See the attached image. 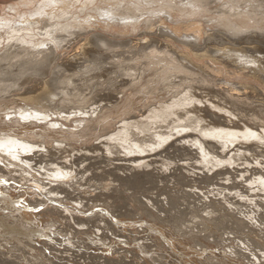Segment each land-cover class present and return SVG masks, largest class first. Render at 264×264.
<instances>
[{"label":"bare ground","instance_id":"6f19581e","mask_svg":"<svg viewBox=\"0 0 264 264\" xmlns=\"http://www.w3.org/2000/svg\"><path fill=\"white\" fill-rule=\"evenodd\" d=\"M5 7L12 17L0 15V179L20 177L33 185L35 200L49 206V215L35 210L48 220L38 221L56 239L48 234V243L28 238L22 244L21 238L17 243L15 237H0V264H150L145 259L153 258V252L163 256L169 249L158 241L154 246L145 239L139 242L133 234L141 223L144 233L156 232L155 240H165L173 254L180 251V264H264V99H251L229 84L225 88L221 80L222 87L218 84L212 93L219 91L224 103L247 114L240 113L236 123L225 111L230 115L223 118L225 125L238 126V131L226 130L211 116L212 122L203 119L200 114L208 108L204 99L195 102L185 92L189 88L183 89L195 80L209 86L219 77L220 69L216 73L210 66L225 57L209 45L224 40L241 48L240 55L225 58L237 74L250 65L252 74H264V66H255L260 55L250 46L264 36V0H22ZM104 28L123 33L110 36ZM200 47L208 53L194 51ZM61 51L71 55L63 57ZM220 108L214 110L226 109ZM165 140L168 146L155 151ZM177 152L200 161L202 169L192 171L184 161L178 173L165 174L157 165L133 170L135 165L149 167L142 159L158 161ZM224 161L233 162L229 171L221 169ZM58 174L63 178L57 179ZM197 182L205 187L195 188ZM124 187L166 195L163 205L165 199L156 198L157 206L141 195L146 213L138 217V211L129 212L132 222L142 221L129 224L135 232L124 237V252L109 247L114 237L104 246L88 248L66 240L67 231L83 238L87 220L96 227L112 223L122 229L123 216L113 206L129 200L121 194ZM191 198L195 205L188 203ZM32 225H23L26 233ZM97 240L93 234L92 241ZM84 250L96 256L89 251L92 258L84 259ZM209 253L215 255L204 258Z\"/></svg>","mask_w":264,"mask_h":264},{"label":"rangeland","instance_id":"374dc122","mask_svg":"<svg viewBox=\"0 0 264 264\" xmlns=\"http://www.w3.org/2000/svg\"><path fill=\"white\" fill-rule=\"evenodd\" d=\"M19 1H22V0H1L0 1V15L3 17H5V18H11L12 17V14L9 12V11H7L5 8V6H7V5H10V4H14V3H16V2H19ZM2 4V5H1ZM4 5V8H2V6ZM33 6L35 7L36 5L35 4H33ZM157 6V5H156ZM156 6H154L153 5V7H156ZM6 11V12H5ZM2 12V13H1ZM7 13V14H6ZM11 14V15H10ZM7 16H9V17H7ZM1 18V17H0ZM156 24H158L157 26H159V23H156ZM256 27H258V24L256 25ZM103 27H97V29H100V31H103V29H102ZM161 30H162V28L161 27H159ZM102 29V30H101ZM201 29H202V31L204 32V31H207V29H208V27H205V26H201ZM250 29H253V28H250ZM104 31L106 32V34L107 35H110V36H114L115 35V37H116V35L119 33V34H121L122 35V31L120 30V29H117V28H113V29H106V28H104ZM120 31V32H119ZM207 32H209V31H207ZM207 32H205V33H207ZM119 34H118V36H119ZM208 34V33H207ZM206 34V35H207ZM206 35L204 34L202 37L204 38V37H206ZM208 36V35H207ZM202 38V39H203ZM85 41H83L82 40V42L81 43H84ZM250 43H252L250 46L252 47V48H255L256 49V53H258L257 55H256V57L258 58V55H260L259 56V58H258V60L257 61H255L256 63H255V66H257L258 64H260L261 66H264L263 64L264 63H262V62H264V60H261V59H263L264 58V36L260 39V38H258V39H255V41L254 42H250ZM209 46H212V48L214 47H216V48H218V52L217 53H215V54H218V57H220L221 56V58H226V56H228V54H229V56L230 55H233V54H238L239 52H241V48L239 47V45H237V43H235V42H232V41H229V40H224V41H222V42H218V43H214V45L212 44V45H209ZM215 48V49H216ZM220 48V49H219ZM221 48L222 49H224L225 51H227L226 53H224L223 51H221ZM200 49H201V47H200ZM199 48H196V50H194L195 52H197V53H203V55H206L207 53H208V51H206L207 49H205L204 50V48H202L201 50H200ZM203 50H204V52H203ZM205 51H206V53H205ZM220 51V52H219ZM72 52V51H71ZM61 55L64 53V54H66V52L65 51H61V52H59ZM221 53V54H220ZM227 54V55H226ZM242 54V53H241ZM71 55V53L70 52H68V54L67 55H65L66 57H68V56H70ZM222 55H224V57H222ZM238 55H240V53L238 54ZM63 56V55H62ZM65 56H63V57H65ZM262 56H263V58H262ZM204 58V57H203ZM202 58V59H203ZM224 58V62H221V63H219L218 65H219V67L220 68H218L216 65H213V66H210L211 67V69L215 72L216 71V68L217 69H220L219 70V72H217L216 71V73H219V74H217V76L219 75V77L217 78V76H215V78H213V79H216L215 81L213 80V79H210L211 81H214V82H212L211 84H213V86L212 87H210L211 86V84H209V86L207 85V83L205 84H203L202 85V83H199L198 81L196 82V80L194 81V82H192L193 84L192 85H185L184 84V86H183V89L184 88H186L187 87V91H186V89H185V92H189L190 91V93H189V97L188 98H193V100H194V98H195V102H197V100H199L200 102H203L204 101V103H206V105H207V110H205L206 112H201V116H202V118L203 119H209L208 121H210V122H212L211 120H210V118L212 117V118H214L215 120H217V125H220V128L222 129V128H224V129H226V130H228V129H232V130H235V127L237 128L238 126H235L234 124H229V127H227L228 126V124H226L225 125V123L223 122L224 121V119L225 120H228L229 118H227L226 116L228 115V114H230V115H232V117L231 118H234V117H236V120H235V118L233 119L234 121H236V123H237V121L239 120V117H242V115L244 116V115H246L247 116V114H245V113H242V111H240V113H242V115L240 116V113H238L236 110L234 111V109H233V107L231 108V105H228V104H226V103H224L223 101H222V99H220L221 97L218 95L220 92L218 91V93H217V91L216 90H214V91H216V92H213L212 93V91H213V89L212 88H214V89H216V88H218V87H216L218 84L220 85V87H222V81H223V84L224 83H226V84H224V86L223 87H225V85H227L226 87H228V88H230L229 87V85L232 87L231 89H238V90H240L241 92L243 91V93H245L248 97L250 96V98L252 99V98H254V99H257V100H262V99H264V74H260V75H258L257 73H253L254 74V76L256 77V78H258V76H259V78H261V79H256V78H254V76H253V74H252V71H250L249 69H250V66H249V68L247 69V70H240V72H241V74H240V72H239V74H237L235 71H237V70H235V68H236V66H234V65H232V63L230 64L229 62H225V61H227L226 59ZM261 58V59H260ZM260 59V60H259ZM208 60V58L206 59V60H203L202 62H206ZM261 61V62H260ZM223 63L227 66V67H225L224 65H223ZM205 64H207V63H205ZM235 65L237 64V63H234ZM228 65H229V67H228ZM232 66V67H231ZM253 66V65H252ZM238 67H239V65H238ZM222 68V69H221ZM228 68V70H226ZM230 68V69H229ZM233 68V71H231V69ZM226 71H228V73L226 72ZM221 72H222V75H221ZM227 73V75H225L224 76V74H226ZM237 74V76L235 75V74ZM243 73V74H242ZM234 74V75H233ZM250 74V75H249ZM231 75V76H230ZM233 75V76H232ZM248 75V76H247ZM252 75V76H251ZM222 80V81H221ZM216 81H218V82H216ZM198 83L200 84V86L198 87ZM215 83H217V84H215ZM190 84H191V82H190ZM195 84L197 85V86H195ZM229 84V85H228ZM204 85H205V87H204ZM207 85V86H206ZM215 85V86H214ZM201 86H203V87H201ZM196 87V88H195ZM225 87V88H226ZM201 88V89H200ZM204 88H206V89H204ZM192 89V90H191ZM193 89H194V92H195V90L196 91H198L197 93H201V92H203L204 91V93H203V95L206 93V96L204 95L203 97L202 96H200V95H202V94H194V92H192L193 91ZM198 89V90H197ZM199 89L201 90V91H199ZM208 89V92L206 91ZM210 89V90H209ZM243 89V90H242ZM247 89V90H246ZM249 90L250 91H252V92H249ZM211 93H210V92ZM244 91H246V92H244ZM247 92H249V93H247ZM193 93V95H191ZM196 93V92H195ZM252 93V94H251ZM254 93V94H253ZM210 94V95H209ZM250 94V95H249ZM256 94V95H255ZM195 95H196V97H195ZM199 97H198V96ZM215 95H218V97L217 96H215ZM253 95V96H252ZM211 96V97H210ZM214 96V97H213ZM255 96V97H254ZM211 98V100H210V102L212 103H210L209 102V100H207V99H210ZM213 97V98H212ZM258 97L260 98V99H258ZM201 98V99H200ZM215 98V99H214ZM204 99V100H203ZM214 99V101L216 100V105H214L215 103H213V100ZM219 101H218V100ZM203 100V101H202ZM222 101V102H221ZM194 102V104H196ZM221 102V106H220V103ZM210 103V108H209V106H208V104ZM224 103V104H223ZM217 104H219V105H217ZM205 105V106H206ZM213 105V106H212ZM223 105H225V106H223ZM218 107L219 109H221L220 107H223L222 108V110H224V108H226L223 112L221 111L220 113L217 111V110H219V109H217V110H214V109H216V108ZM229 108V109H228ZM231 108V109H230ZM211 109H213L212 111H211ZM229 110V111H228ZM214 111V112H213ZM225 111H228L229 113L228 114H226L225 113ZM209 112H212V113H210L211 115H209L208 113ZM218 112V113H217ZM235 112H237L236 113V116H235ZM205 113V114H204ZM222 113V115H219V114H221ZM223 114H224V116H223ZM230 115H228V116H230ZM239 115V116H238ZM205 116H206V118H205ZM207 116H209V118H207ZM211 116V117H210ZM221 116V117H220ZM223 116V117H222ZM217 117V118H216ZM219 117V118H218ZM224 118V119H223ZM220 120V121H219ZM220 122V123H219ZM222 122V123H221ZM227 127H225L224 125ZM211 125V124H210ZM232 125H234V127L232 126ZM224 126V127H223ZM235 131H238V130H235ZM252 131H254V130H252ZM241 132V131H240ZM254 132H257L256 130L254 131ZM242 133V132H241ZM256 134V133H255ZM254 134V135H255ZM237 135V134H236ZM240 134H238V136H239ZM257 135V134H256ZM241 136H242V134H241ZM167 140H169V139H167ZM204 140H206V143L210 140H208V139H202V141H204ZM170 141L171 140H169L168 141V144L170 143ZM213 141V140H212ZM212 141H210L211 143L210 144H212ZM165 143V145L163 144L162 145V147L160 148H156L155 149V151H157V149L159 150V151H157L158 153L160 152V149H161V151L163 150V149H165L167 146H168V144H167V141L165 140L164 141ZM192 144H197L196 142L194 143V141H192L191 142ZM190 143V145H192ZM167 145V146H166ZM195 146V145H194ZM164 147V148H163ZM82 148H85V150H88V148L86 147V146H84V147H82ZM163 148V149H162ZM194 148H196V147H194ZM187 149V148H186ZM193 149V148H192ZM191 149V150H192ZM213 152V151H212ZM211 153V152H210ZM215 155V156H214ZM213 156H214V158L216 157V158H218L219 156L217 155V154H213ZM249 157L250 156H248V159H249ZM261 157H264V155H260V159L262 160V159H264V158H261ZM253 157H251V159H252ZM256 158V157H255ZM218 159H221V157H219ZM144 162H146V165L147 166H149V167H146L145 165H142V166H138V165H135V167H134V169L133 170H148L151 166H159V167H157V168H160L161 167V169H163V171H165L164 173L166 174V172L167 173H169V172H174V170L176 171V170H179V165L181 166V164H182V162H184V161H186V162H189V163H191L192 164V168H191V170L193 171H198L199 169H202V165H201V163H200V161H197V163L195 162V161H193V157H192V160H189V159H187V158H182V157H180V153L179 152H177V153H174V154H172V155H169V156H166V157H163L162 159H160V160H158V161H148L147 159H142ZM222 161H223V159H221ZM224 160H226V159H224ZM221 161V162H222ZM224 162H226V163H223V164H225V165H223V167L221 168V169H224V167H226L225 169L226 170H228L229 171V169H231V167H229L230 166V164L231 165H233L232 163L233 162H227V161H224ZM224 169V170H225ZM172 170V171H171ZM178 172H180V170L179 171H176V173H178ZM31 173V172H30ZM30 173H29V175H30ZM32 174V173H31ZM1 178H3V177H1ZM20 178V177H19ZM18 177L16 178L17 179V181H19V183L17 182V181H11V179L9 180V178L7 177V179H5V181H4V178H3V180L2 179H0V237L1 238H5L6 237V239H10L11 238V240H13L12 238H14L15 237V239H16V241H17V243L18 242H20V238H21V242H22V244H26L28 241H27V239L28 240H30V239H32L33 238V240H31V243H32V241H34L35 243L37 242V240L39 239V240H43V241H45V239H46V243H48V242H50V239L52 240V241H55V236H53V234H52V229L51 228H49V227H45V228H43L44 227V223L46 222V221H48L47 219H44V217L45 216H42V214L43 213H40L42 210H44L43 212H48V210H46V209H48V207H47V205L45 206V204H43L42 206H41V204H40V200H35V198L36 199H38V197H37V195L33 192V189H35V188H33L32 189V184L31 183H29V184H27V182L26 181H23V180H20ZM28 178V177H27ZM27 178H26V180H27ZM112 179V177H109V179ZM28 179H30V178H28ZM2 181H4V182H2ZM10 182L12 183L11 185H10ZM31 184V185H30ZM12 185H14V186H12ZM16 185V186H15ZM19 185V186H18ZM28 185V186H27ZM29 185H30V187H29ZM194 185V184H193ZM182 186V185H181ZM198 186H200V187H198ZM19 187V188H18ZM22 187V188H21ZM194 187L196 188V187H198V188H201V187H205L203 184H201L200 182H197V183H195V185H194ZM232 188L233 187V185H229L228 187H226V188ZM15 190H14V189ZM28 188V189H27ZM184 188V186H182L181 187V189H183ZM197 188V189H198ZM5 189V190H4ZM22 189V190H21ZM31 189V190H30ZM18 191V192H17ZM21 191H22V193H21ZM26 191H28V193H26V194H23V192H26ZM29 191H30V194H29ZM203 191H205V189H203ZM33 193V194H32ZM160 191H157V190H153V191H149L148 193H139V192H136V191H134V190H131V189H128L127 187H124L123 188V190L121 191V194L122 195H124V196H126V197H128L129 198V200L126 202V203H122V204H118V205H114L113 206V209H114V211H115V214H117V215H119V216H123V220H122V222H121V224H122V229H120V228H118V226H115L114 224H112V223H107L105 226H102V227H96L95 226V224H94V222H93V220H87V221H85L84 223H82V227H81V230L85 233L84 235H81L83 238H77L76 237V235H74L72 232H69V231H67L66 232V234H65V238H66V240L68 241V242H72V243H75V244H77V245H79V246H81L82 248H88V247H93V246H104L105 245V242L106 241H110V239L112 238V237H114V239H115V241H114V243L115 244H110V246L109 247H113V249L112 250H117L118 252H124L125 250H126V237L128 236V235H130V234H133V232H135L136 231V233L135 234H133V236H136V237H138L139 238V242H142V240L141 239H145V240H147L146 242L147 243H150L151 244V246L153 245H156V243H157V241H158V243H157V245L159 246V245H163L164 246V248H166V251L169 249L170 250V253L167 251V253H164V257H167V258H165L166 260H164V259H162V255H157L158 254V252L156 251V253L155 252H153V254H152V256H153V258H147V259H145V260H147V261H149V263L150 264H178L179 263V261L178 260H180V259H176V258H179L181 255H180V251H178L179 252V254L177 253L176 255L175 254H173V252L171 251V247H168L167 245V243H165L166 241L164 240L163 242L165 243V245L164 244H162L163 242H162V239H161V237L160 238H158V239H160V240H155V239H157V237H155V233L156 232H154V231H149V233H144L143 232V225H144V223H143V225H142V223L141 222H139V221H142V220H140V219H138V220H135V221H137V222H135V221H133L132 222V220L131 219H133V217H129V212L131 211V210H136V211H138V214L139 213H141V214H137L136 213V215L135 216H142L144 213H146L145 212V208H144V206H143V204H142V202H141V195H145V196H148V197H150V199H151V201H150V203L152 204V205H154V206H157V203H156V198L159 200L160 199V201H162L161 199H165L166 197V195L165 194H163V193H161ZM4 194V195H3ZM15 194V195H14ZM22 194V195H21ZM29 194V195H28ZM31 194H32V196H31ZM159 194V195H158ZM163 194V195H162ZM20 195V196H19ZM180 195H182V194H180ZM22 196V197H21ZM28 198H27V197ZM31 196V197H30ZM35 196V197H34ZM12 197V198H11ZM18 198V199H17ZM30 198H31V200H30ZM109 199H111V198H109ZM195 202V203H193V201ZM23 201H26V204L27 205H25L24 206V202ZM27 201H28V203H27ZM33 201V202H32ZM35 201L36 202H38V204H40V207L38 206V204L36 205V203H35ZM166 199L164 200V201H162V205L163 204H165L166 202ZM187 201H189L188 203L190 204V205H195L196 204V202H197V200H195V199H187ZM165 202V203H164ZM30 203H33V204H35V205H31ZM28 204H29V206H28ZM17 205V206H16ZM16 206V207H15ZM37 206V207H36ZM39 207V208H38ZM42 207V208H41ZM45 207V208H44ZM25 208V209H24ZM30 208H31V210H30ZM34 208V209H33ZM148 209H149V207H148ZM153 208H151V209H149V210H152ZM35 212V214L33 213V216H32V213H31V215H30V212ZM33 210V211H32ZM35 210H39L40 212L38 213V211L36 212ZM26 212H28V215L26 214ZM46 213H44V214H46ZM26 214V215H25ZM37 214H39V215H41V216H39L40 217V219L38 218V215ZM48 215H49V212L47 213ZM46 214V215H47ZM25 215V216H24ZM35 215V216H34ZM27 217V218H26ZM41 217H43V218H41ZM34 218V219H33ZM135 218V217H134ZM143 218V217H142ZM141 218V219H142ZM35 219L37 220L36 222L38 223V225L36 226V222H35ZM49 219H50V217H49ZM7 220V221H6ZM38 220H40V222L42 223L43 221V224H41V223H39V221ZM151 221V218H148V217H146V219L144 220V222L145 223H149ZM29 223H31V224H33L32 226L33 227H35V228H33L31 231H29V232H27L26 233V231H28V229H27V227H24L23 225H28ZM47 223V222H46ZM131 223H141V225L139 224L137 227H136V230L135 229H131L132 231H130V229H129V224H131ZM15 224V225H14ZM40 224V225H39ZM42 225V226H41ZM17 226V228H15ZM18 226H22V228L21 229H23V230H25V232H22V231H20V229H19V227ZM144 226H146V225H144ZM24 227V228H23ZM38 227H40V229H38ZM42 227V228H41ZM49 228V229H48ZM94 228H97V229H94ZM134 228V227H133ZM12 229V230H11ZM40 230V232L38 231V230ZM45 229V231H47L46 233H45V231H42V230H44ZM51 230V231H50ZM135 230V231H134ZM20 231V232H19ZM7 232H9V233H7ZM40 234H39V233ZM41 232H43V233H41ZM49 232V233H48ZM33 234V235H32ZM39 235L40 237H38L37 235ZM42 234V235H41ZM51 234V236H52V238H50L49 237V235ZM93 234H95V235H97L98 237H99V240H97V241H95V242H93L92 241V236H93ZM150 234V235H149ZM153 234V235H152ZM23 235V236H22ZM47 235V236H46ZM24 236H25V238H24ZM155 238H154V237ZM31 237V238H30ZM42 237V238H41ZM43 237H45L44 239H43ZM125 237V238H124ZM154 239H153V238ZM50 238V239H49ZM86 238V239H85ZM177 237H174V239L175 240H177L176 239ZM26 239V240H25ZM49 239V240H48ZM108 239V240H107ZM211 239H213V237H211ZM24 240V241H23ZM38 240V241H39ZM152 241V242H151ZM212 241V240H211ZM15 242V241H14ZM20 242V243H21ZM23 242H25V243H23ZM177 242H179V238H178V241ZM208 242H210V239H208ZM153 243V244H152ZM161 243V244H160ZM167 244V245H166ZM177 244V246H179L178 245V243H176ZM236 245H238L237 243H236ZM166 246V247H165ZM239 246V245H238ZM193 249H198L199 248V245H193ZM197 247V248H196ZM237 247V246H236ZM130 250H131V247H128ZM153 248H155V247H153ZM163 248V249H164ZM173 248V247H172ZM175 248V247H174ZM102 249V248H101ZM57 250H61V248H57ZM86 251L87 250H84V253H82L83 255L84 254H87L88 256H86V255H84L83 256V258L84 259H87L86 257H89L87 260H89V259H91L92 257L91 256H89V255H91L90 253H89V251H87V253H86ZM165 251V252H166ZM91 252V251H90ZM215 254L217 253L216 251H213ZM92 253V252H91ZM126 253H127V257H129L128 258V260L130 259V257H131V254L129 253V251H126ZM172 254L171 255V257H168V256H170L169 254ZM214 253H209V254H205L204 255V258H206L207 256L206 255H212L211 257H213L215 254ZM96 254V252H94V254L92 253V256H94ZM97 254H99V253H97ZM168 256H167V255ZM96 256V255H95ZM94 256V257H95ZM156 256H158L157 258H156ZM206 256V257H205ZM91 257V258H90ZM93 257V258H94ZM160 257V258H159ZM169 258H170V260H169ZM132 259V258H131ZM174 259H176V260H174ZM183 259H185L184 257H183ZM86 260V261H87ZM154 260V261H153ZM182 260V259H181ZM101 261V260H100ZM104 261V260H103ZM159 261V262H158ZM172 261V262H171ZM161 262V263H160ZM176 262V263H175ZM181 262V261H180ZM180 264V263H179ZM184 264V263H183Z\"/></svg>","mask_w":264,"mask_h":264},{"label":"snow or ice","instance_id":"6c2138e0","mask_svg":"<svg viewBox=\"0 0 264 264\" xmlns=\"http://www.w3.org/2000/svg\"><path fill=\"white\" fill-rule=\"evenodd\" d=\"M56 127H58V126H56ZM63 177H61V176H59V174L57 175V179H62ZM98 211H100V210H98Z\"/></svg>","mask_w":264,"mask_h":264}]
</instances>
